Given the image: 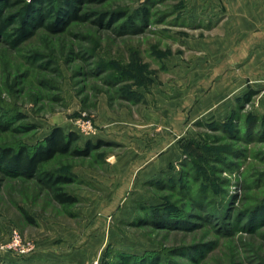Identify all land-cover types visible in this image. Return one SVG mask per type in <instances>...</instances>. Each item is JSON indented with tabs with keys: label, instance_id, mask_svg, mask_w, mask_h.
<instances>
[{
	"label": "rangeland",
	"instance_id": "1",
	"mask_svg": "<svg viewBox=\"0 0 264 264\" xmlns=\"http://www.w3.org/2000/svg\"><path fill=\"white\" fill-rule=\"evenodd\" d=\"M30 1L0 0V146L78 134L42 165L75 201L39 173L0 169V264H264V218L249 213L264 203V93L191 115L209 90L194 93L196 72L211 73L194 45L212 23L195 0H68L77 17L52 29L55 0L17 41Z\"/></svg>",
	"mask_w": 264,
	"mask_h": 264
},
{
	"label": "crops",
	"instance_id": "2",
	"mask_svg": "<svg viewBox=\"0 0 264 264\" xmlns=\"http://www.w3.org/2000/svg\"><path fill=\"white\" fill-rule=\"evenodd\" d=\"M194 5L201 21L212 23L210 35L196 36L194 45L202 61L209 59L211 73L204 74V67L196 72L202 83L195 85L194 93L201 86L209 90L195 103L191 115L198 117L210 110L213 117L226 116L234 109L238 97L248 92L251 95L255 89L264 93V0H195ZM170 154H164L161 162L169 161L173 157ZM154 165H148L146 171ZM46 262L45 257L32 255L8 264Z\"/></svg>",
	"mask_w": 264,
	"mask_h": 264
},
{
	"label": "trees",
	"instance_id": "3",
	"mask_svg": "<svg viewBox=\"0 0 264 264\" xmlns=\"http://www.w3.org/2000/svg\"><path fill=\"white\" fill-rule=\"evenodd\" d=\"M3 3L6 0H1ZM55 0H31L27 5L25 14L17 13V20L20 24L17 31L21 34L19 39L26 38L30 35L35 28L42 25L43 18L48 15L49 10L53 11L55 8ZM65 5L63 10H58L60 13L64 11L61 19L56 18L53 24L50 25L52 29H63L65 23L70 19L76 18V14L73 12V6L68 0H64ZM50 3L51 8H38L39 5ZM38 5V6H37ZM62 15V14H60ZM118 17V16H117ZM116 15L112 19L117 18ZM6 29V23L0 15V34L4 33ZM21 114H17L16 117H20ZM1 124V123H0ZM1 128L5 129L6 125L2 124ZM79 139V135L73 131L64 132L61 128H54L47 136H45L42 142L35 144L33 147H28L24 144L19 146H0V169L5 170L8 173L15 174H33L39 173L45 177L48 184L54 188L55 199L63 204H71L75 201V198L64 192L58 183H63L68 177L52 176L51 173L44 171L42 165L48 162L56 153H65L70 147L71 143ZM89 147H92L90 142H87L83 149H76L74 152L83 154ZM24 218L28 221H32L31 217L24 208H20ZM253 217L264 218V203L258 204L253 207L249 212Z\"/></svg>",
	"mask_w": 264,
	"mask_h": 264
},
{
	"label": "built area",
	"instance_id": "4",
	"mask_svg": "<svg viewBox=\"0 0 264 264\" xmlns=\"http://www.w3.org/2000/svg\"><path fill=\"white\" fill-rule=\"evenodd\" d=\"M13 238L14 239H13V242L12 243H14L15 245H17V243L19 242V238H18V234L16 232H14ZM21 251H22V248H21Z\"/></svg>",
	"mask_w": 264,
	"mask_h": 264
}]
</instances>
